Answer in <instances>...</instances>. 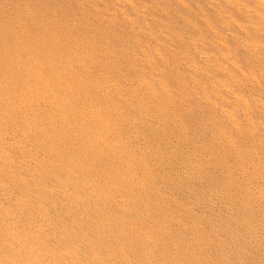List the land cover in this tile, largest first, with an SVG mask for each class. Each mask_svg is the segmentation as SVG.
<instances>
[{
	"label": "bare ground",
	"instance_id": "1",
	"mask_svg": "<svg viewBox=\"0 0 264 264\" xmlns=\"http://www.w3.org/2000/svg\"><path fill=\"white\" fill-rule=\"evenodd\" d=\"M202 1L237 58L177 12L191 33L144 39L130 0L118 25L92 0H0V264H264V0Z\"/></svg>",
	"mask_w": 264,
	"mask_h": 264
},
{
	"label": "rangeland",
	"instance_id": "2",
	"mask_svg": "<svg viewBox=\"0 0 264 264\" xmlns=\"http://www.w3.org/2000/svg\"><path fill=\"white\" fill-rule=\"evenodd\" d=\"M93 1V5L97 6L99 8L100 12H103L104 14H108V15H112L113 17H115L117 19V22H115L116 25L119 24L120 21H118V14L114 11V9L112 8L113 6L112 4V0H92ZM131 2H133V4L142 12H144V16H140V18L137 20L133 13L123 4H119V7L124 11L125 14H127L131 19H136L137 24L140 25V27L142 26L143 28L146 29V25L150 26V33L151 36H149L148 38H144V39H151V38H157V39H164L160 36L159 34V30H161L160 26H158V24L160 22H165L168 23L171 27H173V29H177L180 27L179 31L182 32H186V33H191L188 29H186V27L181 28V23L179 21V19L177 17H175V12L180 13L181 15H183L186 19H188L191 22H195L196 26H197V31H194L193 33L196 34V36L200 37L202 36V39H206V42H208L211 39H226V47L223 51L227 49H229V52L231 55L235 56L237 58V53H242V51H238V48L234 45L233 42L229 41L228 38H224V36L221 34H219L220 28L219 25L220 23L214 18V16H212L211 11H208V8L204 7L203 1L202 0H198V3L202 5V7L206 10L204 13H206L207 18L210 19V21H212V24L214 26V30L213 31H209V30H205L204 26H203V22L199 21L198 18L195 16V14L192 12L189 13L188 10H186L185 8L182 7H178L177 5H175V2L172 0H130ZM192 1L188 0L187 1V5L192 8L195 9L194 4L191 3ZM155 3H158L159 5H162L163 7L166 8V15H163L162 12H157V6L155 5ZM249 6V3H247ZM220 7L222 8L221 10H223L226 14H229L230 10H228V7L225 6L224 4L219 3ZM156 6V7H155ZM88 11H90L89 7L87 9ZM99 14V13H98ZM150 15L151 17H153L150 20ZM199 15V13H198ZM145 17V18H144ZM200 17V15H199ZM144 18V19H142ZM156 18V19H155ZM160 19V20H159ZM100 20L99 19H93L91 22V27L92 28H96L98 27L97 24H100ZM175 23L179 24L177 26H175ZM257 22H253V24H256ZM159 27V28H158ZM176 27V28H175ZM129 26H124V27H117V26H111V30L115 31L116 33L121 34L122 39H131L134 37V33L135 30L134 28ZM121 29H123V31H120ZM227 32L230 34H233L236 32V30L231 26H227ZM262 29L264 30V27H262ZM98 32H104V36L106 37V39H114L112 36L107 35V30L103 27V28H97ZM237 33V32H236ZM138 34V33H137ZM238 34V33H237ZM250 32L248 33L247 36L241 35L239 34L241 37H243L244 39H256V40H260V37H255L252 36ZM103 36V37H104ZM140 37V36H139ZM141 39H143L142 37L139 38V40L141 41ZM136 41V40H135ZM137 42V41H136ZM206 42H204V44H206ZM126 45V44H125ZM124 45V46H125ZM155 45V44H154ZM171 45H175V43H171ZM174 50H175V46ZM131 49V48H130ZM240 50V49H239ZM160 55L162 60H167V62L169 64H166V66H172V60L166 55V53L164 52V49L160 48ZM226 52V51H225ZM236 52V53H235ZM238 62L241 60L240 57H238ZM158 64V61L157 63ZM179 70L183 71L181 69L180 66H177ZM241 67L244 69V66L241 65Z\"/></svg>",
	"mask_w": 264,
	"mask_h": 264
}]
</instances>
